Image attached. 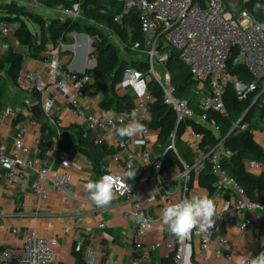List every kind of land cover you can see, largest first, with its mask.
<instances>
[{
  "label": "built area",
  "instance_id": "obj_1",
  "mask_svg": "<svg viewBox=\"0 0 264 264\" xmlns=\"http://www.w3.org/2000/svg\"><path fill=\"white\" fill-rule=\"evenodd\" d=\"M30 1L48 16L60 21L84 20L82 14V1L84 0H51L63 1L53 8L44 7L39 0ZM115 1L122 4V9L114 17L116 24L122 25L133 11L139 12L143 43L136 42L130 49L146 57L148 71L142 73L139 70H127L123 84L131 87L136 99L132 111L136 110L137 118L146 128V132L138 135L144 146L143 150L133 153L129 150L131 139L121 138L116 133L118 127L127 124L126 115L116 114L114 118H109L110 111L98 106H95L94 113L87 111L85 104L89 102V105L91 99L88 89L94 81L86 71L76 72L64 66L60 56L61 52L65 51L63 39L59 40L57 47L51 50L46 60L38 62L33 71L27 70L29 48L22 45L16 38V32L21 27V23L0 20V49L7 53L12 48L24 57L21 77L17 86L12 87V93L23 98V104L29 111L38 106L42 118H46L51 123L55 122L54 117L61 108H70L76 117L84 121L90 132L97 134L90 140L95 146L101 147L109 135L116 138L117 152L113 160L123 174L115 172L107 174L120 177L119 190L115 196L123 200L129 209L119 211L127 222L135 225L136 241L133 248L136 255L130 264H150L153 253L159 249H165L168 254L175 253L177 264H193V260L196 261L195 252L206 254L216 238L221 248L217 256L231 261L233 254L228 251V239L218 236L220 230L235 217L241 221V230L249 229L253 226L254 214L260 209V205L252 203L245 188L225 170L224 165L233 153L225 145V140L221 138L220 127L215 120L210 119L209 115L211 113L226 114L225 96L230 87L234 88L237 97L241 100L259 91L257 82L264 80V25L248 11V5L252 0ZM261 7L264 8V0H261ZM43 19L50 20L51 18ZM91 24L104 30L109 38L114 37L119 44H122L108 27L94 21H91ZM48 25L49 22L46 23V27ZM6 39L9 43L5 42ZM96 40L99 41L98 37ZM166 49L176 51L179 59L189 68L191 81L196 85V92L199 95L200 113L198 115L188 100L176 95L178 89L173 84L172 75L167 69L170 54L164 52ZM91 52L93 54L94 49ZM231 64L243 68L253 82L249 84L245 79L234 75ZM156 65L163 70V80L157 75ZM91 68L93 70L96 68L94 55L91 59ZM150 81H154L162 90L164 104L174 112L176 117V129L170 136L166 153L171 152L175 155L178 159L179 170L172 172L170 178L164 176L166 155L154 161L152 150L149 147L152 131L146 127V124L151 121L148 107L149 104L155 102L154 95L149 88ZM263 93L259 92L258 97ZM18 111L19 108L13 105L7 106L3 109L1 119L14 122L19 117ZM191 121L209 130L217 140L213 147L202 148L204 134L190 126L186 127L184 134H189L186 141L195 156L193 165L183 161L176 148L178 129L182 125H188ZM234 130L236 134L253 133L248 124L239 125L237 123L231 133ZM27 133L28 129L24 126L16 129L13 153L10 154L0 128V168L5 172L10 183L18 184L26 181L29 172L41 166L42 136H37L33 143L27 144L25 143ZM34 152L38 154L33 155ZM50 152L63 169L70 170L73 158L68 151L60 148L58 137L52 140ZM140 160L146 163L145 171L140 178L148 187L143 195H138L134 191V182L124 177V173L135 169ZM88 164L90 165V162ZM206 168L210 169L214 180V193L210 196L207 191V195L215 201L216 206L217 200H231V209L229 211L217 210L218 217H214L215 225L209 233L200 234L194 230L188 239L181 241L169 233L167 226L162 225V209L167 204L200 194L201 189L206 190L199 185V179L198 182L196 181L197 175ZM248 168L264 170V165L258 161H249ZM51 171V169L42 168L39 181L32 187V192L37 197L39 205L46 202L48 198L46 182ZM67 180L68 173L58 177L57 186L63 194L70 196L71 190ZM126 183L130 187H126ZM146 196L159 198L153 208L155 216L150 215L148 213L150 209L143 205V197ZM140 213L145 218L142 225L136 223L135 220L136 215ZM157 221L161 223L164 230H167L168 238L163 242L150 243L148 239L151 232L156 229ZM78 226L85 231L87 236L93 233V229L88 227L84 217L79 218ZM107 228V224L103 221L98 224V229L101 231ZM20 233V229L13 228L10 235L16 237ZM56 246V240L43 237L36 230H32L27 235L22 249L2 247L0 241V264H56ZM76 251L83 252L84 250L77 247ZM83 254L87 264H96L95 251L88 249Z\"/></svg>",
  "mask_w": 264,
  "mask_h": 264
},
{
  "label": "crops",
  "instance_id": "obj_2",
  "mask_svg": "<svg viewBox=\"0 0 264 264\" xmlns=\"http://www.w3.org/2000/svg\"><path fill=\"white\" fill-rule=\"evenodd\" d=\"M18 6L23 7L20 2ZM51 19L55 18L51 16ZM95 41H97L96 37L91 40L90 35L87 34H69L65 42V51L60 54L64 66L76 72H91L93 70L91 68L93 56L91 51L94 49ZM50 52L51 50L47 52V55ZM5 54L6 52L0 49V58ZM38 62L40 61L29 57L27 70L33 71ZM12 87L10 86L9 88L7 104L0 111L1 133L7 151L10 154L13 153L15 131L21 126L28 129L25 137V143L27 144L33 143L37 136H43L46 130L45 126H48L51 129L50 131H55L59 134L64 131L69 132L72 126H77L85 133L86 139L89 141L91 137L97 135L95 132H90L84 121L76 117L70 108H61L54 117V123L49 122L44 117L41 119L36 118L33 112L24 106L23 98L18 94L14 95L12 93ZM196 91L194 94L198 102L199 95ZM115 92L118 97L122 99L129 98L134 105L136 104V99L129 85L122 82L117 85ZM88 95L91 98L90 104L88 105L89 102L85 104V108H87L88 112L94 113L96 111L95 106L101 107L103 101L102 94L98 91V86L95 82L89 87ZM60 103H62L61 100ZM10 105L17 107V109L19 108V117L14 122H7L1 119L3 109ZM119 108L122 109L121 106ZM110 112L126 115L128 117L127 123L130 122L131 112H127V110ZM258 124L257 127L250 126L253 130L252 134H254V131L264 129V123L261 122V119ZM158 138V133L152 131L149 147L152 150V160L154 161L162 158V156H158L157 148L155 147ZM254 139L264 150V136L258 135ZM143 149L144 146L138 136L131 138L130 151L138 153ZM50 150L51 145L48 151L45 152H43L41 147V166L29 172L26 181L18 184L10 183L5 172L0 168V241L2 242V247L9 246L22 249L29 232L36 230L41 236L57 241V246L55 247L56 264H74L73 253L77 247H81L84 251L88 249L95 251L96 264H130L136 255L133 248L136 241L135 225L127 222L119 211L120 209L127 211L129 206L115 196L109 206L97 207L88 198V193L84 187L89 180H98L109 172L123 174L113 160V156L117 152L116 138L112 135L106 137V141L98 149L104 155L102 157L103 160L96 164L81 152L70 153L73 158V165L70 170L63 169L60 163L52 157ZM37 154L38 152H34L33 155ZM99 158H101V155H98L96 160H99ZM88 162H90V165ZM248 162H246L248 172L257 176L264 174V170L249 169ZM186 163L188 164V162ZM42 168L51 169L52 171L46 182L48 198L46 202L39 205L37 197L32 192V187L39 181ZM145 168L146 163L140 160L136 164L135 177L127 178L129 181L134 182V191L138 195H143L148 190L147 184L140 179ZM178 170V163L175 162L173 157L169 156L164 164V176L170 178L171 173ZM67 173V184L71 190L70 196L63 194L58 190L57 186V178ZM204 193L208 194L207 190L201 189L200 194ZM258 198L261 205L259 206L260 209L254 214L252 227L247 230H241V221L238 217H235L224 225L218 234L219 237L228 239V251L233 254L232 260L229 261L225 257L217 256V252L221 248L216 238L206 254H202L199 251L195 252L198 264H238L240 257H251L262 252L264 249V189L258 192ZM158 201L159 198L157 196L143 197V205L145 208L150 209L148 210L150 215H156L153 208ZM231 206V200L229 199L217 200V210L219 211H229ZM81 217H84L88 227L93 229V233L90 236H87L85 231L78 226V220ZM101 221L107 224V230L101 231L98 229V224ZM13 228L21 230V233L16 237L10 235ZM155 228L151 232L148 242H163L168 238L167 230H164L160 222H156ZM168 255L165 249L156 250L151 257L150 264H158L160 260L167 258Z\"/></svg>",
  "mask_w": 264,
  "mask_h": 264
},
{
  "label": "trees",
  "instance_id": "obj_3",
  "mask_svg": "<svg viewBox=\"0 0 264 264\" xmlns=\"http://www.w3.org/2000/svg\"><path fill=\"white\" fill-rule=\"evenodd\" d=\"M44 7L53 8L63 1L39 0ZM67 6H70L67 4ZM122 9V4L115 0H93L85 3L82 1L83 21H60L59 19L45 20L24 7L18 6L17 3H8L0 6V13L5 14L3 21H17L21 23V27L16 32L18 41L29 48V57L33 60L44 61L48 58L47 52L57 47L60 39L64 43L67 41V36L71 33L87 34L93 37H98L99 41L94 43L93 55L96 58V68L89 72L94 82L98 86V91L102 94L103 101L101 107L109 111H123L131 112L134 103L129 98L122 99L118 97L115 90L117 85L121 84L127 70H139L142 73L148 71V62L140 61L129 66L121 56V49L124 53L136 54L130 47L136 42L143 43V37L140 31L139 12L133 11L131 16L123 21L122 25L114 23V17ZM249 13L261 24L264 25V8L261 7V0H252L248 5ZM25 20L38 25L40 27V34L36 37L30 35L25 38V33L28 27ZM91 21L97 22L108 27L121 40L122 44L116 46L113 41L107 36L104 30L100 29ZM49 25L46 27V23ZM6 43L9 41L6 39ZM124 47H123V46ZM52 48V49H51ZM170 54V60L167 69L172 75V81L178 89L177 96L189 101L190 106L198 115L200 113L198 102L195 98L196 85L192 83L189 68L179 59L176 51L166 49ZM146 58V57H145ZM24 57L10 49L3 57L0 58V111L7 104L9 100L10 86H17L21 77ZM130 68H129V67ZM232 73L240 78L245 79L247 83H252L253 79L248 76L246 71L239 67L230 65ZM259 91L256 94L249 95L246 99L241 100L237 97L234 88L230 87L225 96L226 114L211 113L210 119L216 121L220 127L221 138L225 140V145L232 151L233 156L228 160L224 168L228 174L235 178L246 190L250 201L254 204L261 205L258 198V192L264 189V174L259 176L247 171L246 162L258 161L264 165V150L255 141L254 136L250 132L231 133L234 125L239 123L243 116L248 112L242 124H247L255 116L264 119V93L261 100L256 105H253L258 97L259 92H264V80L257 82ZM149 88L154 95V101L149 104V113L151 121L146 124L150 131L158 133V142L155 145L158 156L166 155V160L169 156L178 159L171 152L166 153L170 136L176 129V117L174 112L164 104L163 92L159 86L154 82H149ZM122 107V109L119 108ZM252 108V109H251ZM204 134V141L202 148L206 146L213 147L217 140L216 136L207 129L199 127L194 121L188 125H182L177 131L176 148L180 158L193 165L195 156L191 153L189 146L184 138L186 127ZM45 132L42 136V150L48 151L53 137H58L60 148L69 153L81 152L86 157L92 159L94 163L103 160V153L98 151L99 146H95L93 142L86 139L85 133L77 126H72L69 132L64 131L58 135L55 131H50L48 126H45ZM48 129V131H47ZM50 131V132H49ZM74 132V133H73ZM98 151V153H97ZM96 152V153H94ZM101 155L99 160L96 157ZM199 175V185L205 188L210 196L214 193L213 177L210 169L206 168ZM175 253H170L167 258L158 262V264H177L175 261ZM74 264H87L84 259L83 252L73 253ZM193 264H198L193 260Z\"/></svg>",
  "mask_w": 264,
  "mask_h": 264
},
{
  "label": "clouds",
  "instance_id": "obj_4",
  "mask_svg": "<svg viewBox=\"0 0 264 264\" xmlns=\"http://www.w3.org/2000/svg\"><path fill=\"white\" fill-rule=\"evenodd\" d=\"M115 113L109 112L108 117L114 118ZM146 132L145 126L137 118L136 110L130 113V122L118 127L116 133L121 138H133ZM139 143V141H137ZM135 169L124 173L126 178H134ZM120 177L111 174H105L98 180H89L85 185L88 198L97 207H107L115 198L119 190L118 182ZM126 187H130L127 183ZM214 217L217 215V206L215 201L206 193L193 195L190 198L185 197L179 202L170 203L163 207L161 212V223L167 226L171 235L183 241L188 239L193 231L206 234L210 232L215 225ZM136 223L143 224L144 216L142 213L135 217ZM238 264H264V251L255 256H242L238 259Z\"/></svg>",
  "mask_w": 264,
  "mask_h": 264
},
{
  "label": "rangeland",
  "instance_id": "obj_5",
  "mask_svg": "<svg viewBox=\"0 0 264 264\" xmlns=\"http://www.w3.org/2000/svg\"><path fill=\"white\" fill-rule=\"evenodd\" d=\"M19 2H20V5L23 6L24 8H26L28 11H30V12H32L34 14H37L38 16H41L43 18H46V17L47 18H51V16L50 15L48 16L43 10L35 7V5L30 0H20V1L19 0H0V6H3L4 4H8V3H17V4H19ZM4 17H5V14L3 15V14L0 13V18H4ZM12 22L16 23L15 21H12ZM25 24L28 27L29 31L31 32L32 36H36V35H38L40 33V27L39 26L34 25L29 20H25ZM90 39L93 40V36L92 35H90ZM110 39H111V41L114 42V44L116 46L119 45V43L117 42L116 38L112 37ZM118 47H120V46H118ZM120 51H121L122 58L125 61L128 62L129 66L134 64V63H136V62L146 61L145 56L141 55V54L139 55V53H136V54L132 55L131 53H124V51L122 49ZM156 72H157V75L163 80V77H164L163 76V70L158 65H156ZM124 79H125V76H124ZM6 101H8V100L6 99ZM259 121H260V117L259 116H255L247 124H248V126H256L257 127L259 125L258 124ZM261 122L264 123V119L263 120L261 119ZM253 135H254V137H257L258 135L263 137L264 136V129L263 130L259 129L257 131H254ZM188 136H189L188 133L184 134V140H188ZM198 179H199V175H197V179H196L197 182H198Z\"/></svg>",
  "mask_w": 264,
  "mask_h": 264
},
{
  "label": "water",
  "instance_id": "obj_6",
  "mask_svg": "<svg viewBox=\"0 0 264 264\" xmlns=\"http://www.w3.org/2000/svg\"><path fill=\"white\" fill-rule=\"evenodd\" d=\"M92 1H93V0H84L85 3H89V2H92ZM30 35H31V32H30L29 30H27L26 33H25V38H28ZM261 98H262V95L259 96V97L256 99V101L253 103L252 107H253L254 105H256L257 103H259V101L261 100ZM251 109H252V108H251ZM32 111H33V114L35 115L36 118H38V119H41V118H42L41 110H40V108H39L38 106L34 107V108L32 109ZM248 112H249V111H248ZM248 112H246V114L243 116V118H242L241 121L239 122V125H241V124L244 122L245 118H246L247 115H248ZM234 132H235V130H234L232 133H234Z\"/></svg>",
  "mask_w": 264,
  "mask_h": 264
}]
</instances>
